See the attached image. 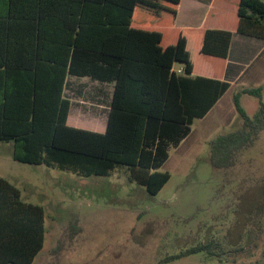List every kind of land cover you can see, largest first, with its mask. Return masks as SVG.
Here are the masks:
<instances>
[{
    "label": "trees",
    "instance_id": "16d2710c",
    "mask_svg": "<svg viewBox=\"0 0 264 264\" xmlns=\"http://www.w3.org/2000/svg\"><path fill=\"white\" fill-rule=\"evenodd\" d=\"M220 1L229 4L228 28L198 31L176 29L180 0H0V140L13 143L19 161L82 176L127 167L129 180L157 194L171 177L159 170L170 148L231 86L219 76L234 33L264 39V0ZM162 28L170 30L167 46ZM177 61L183 73L173 69ZM67 74L115 82L105 131L68 123ZM244 95L258 100L252 114ZM233 100L242 122L210 141L216 169L236 166L264 131V87H244ZM254 206L250 232L260 233L264 178ZM45 232L44 207L0 176V264H33ZM224 246L210 238L164 261L202 251L218 257Z\"/></svg>",
    "mask_w": 264,
    "mask_h": 264
},
{
    "label": "rangeland",
    "instance_id": "374dc122",
    "mask_svg": "<svg viewBox=\"0 0 264 264\" xmlns=\"http://www.w3.org/2000/svg\"><path fill=\"white\" fill-rule=\"evenodd\" d=\"M251 39L262 51L257 59L239 52L242 42ZM230 56L240 58L247 73L207 116L195 119L187 142L171 147L159 169L171 177L157 194L129 180L127 167L82 176L19 161L13 143L0 140V176L21 190L23 200L45 209L44 245L33 264H264V216L260 233L250 232L264 178V131L236 166L221 170L210 162V141L241 125L233 94L264 87V39L236 34ZM242 104L250 114L259 105L251 95H244ZM78 115L72 106L70 118L81 124H69L104 131L108 115L104 129L91 127L94 117ZM210 238L222 241L228 252L215 257L202 251L164 261Z\"/></svg>",
    "mask_w": 264,
    "mask_h": 264
},
{
    "label": "crops",
    "instance_id": "0c3cea01",
    "mask_svg": "<svg viewBox=\"0 0 264 264\" xmlns=\"http://www.w3.org/2000/svg\"><path fill=\"white\" fill-rule=\"evenodd\" d=\"M228 5H229L228 2H224L220 0H180L177 10L175 27L178 30L195 29L198 31L204 29L228 28L227 27ZM162 30L165 33L163 38V45L167 46L169 43H171L169 37L167 36L169 35L170 30L168 28L167 31H165L164 28H162ZM236 34L239 33H234L233 35L228 58L225 60L222 68V73L219 76L220 78L227 80L231 83L230 88H234V86L238 84V82L243 78V76H245V74L248 71V69L241 68L240 58L235 57L233 59L230 56ZM255 40L251 39L242 42V44L240 45L241 47H239V52L242 57L247 56V58L257 59L258 56L261 55L262 53L261 48H259L257 44L258 41ZM251 49H253L252 56L250 52ZM184 65L185 64L183 62L177 61L174 63L173 69H175L178 73H183ZM255 68L256 70L254 71L257 72L260 70L261 66ZM203 74L212 77V74L206 71ZM84 77H87V79H83ZM257 86H259V84H257ZM114 90H115V82L102 81L90 75L67 74L64 84L63 96L68 98L71 102L69 116H68V123L71 122L73 124H81V122L78 121L77 119L70 118L71 108L72 106H75L77 111L79 112L78 118L84 119L90 117V119H93L91 117H94V120H96V125L91 127L97 129H104L107 115H108L107 118V123H108ZM111 95H112V100L111 103H109L107 102V100ZM220 100L221 98L210 109V111L220 103ZM210 111L205 116H207L210 113ZM96 117H98V119H96ZM191 133L192 130L190 134ZM190 134L186 138H184L177 147L174 148H179L182 144L187 142ZM170 150H169V154H170Z\"/></svg>",
    "mask_w": 264,
    "mask_h": 264
}]
</instances>
